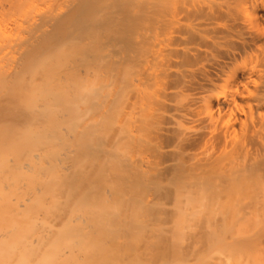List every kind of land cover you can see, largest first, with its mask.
Returning a JSON list of instances; mask_svg holds the SVG:
<instances>
[{
  "label": "bare ground",
  "instance_id": "bare-ground-1",
  "mask_svg": "<svg viewBox=\"0 0 264 264\" xmlns=\"http://www.w3.org/2000/svg\"><path fill=\"white\" fill-rule=\"evenodd\" d=\"M0 264H264V0H0Z\"/></svg>",
  "mask_w": 264,
  "mask_h": 264
},
{
  "label": "rangeland",
  "instance_id": "rangeland-1",
  "mask_svg": "<svg viewBox=\"0 0 264 264\" xmlns=\"http://www.w3.org/2000/svg\"><path fill=\"white\" fill-rule=\"evenodd\" d=\"M92 113H94V114H92ZM92 113H90V114H88V115H86V117L87 118H85L84 120H83V122L80 124H78L77 123V126L75 125V127H74V130H75V132H77V133H79V134H81V133H83L84 131H85V127L87 126V124L88 123H91V125H92V121H94V120H92L91 121V117H92V119H95L96 117H97V115H98V113L95 111V112H92ZM86 119H88V121L90 120V122H87L86 121ZM87 122V123H86ZM80 126H82V127H80ZM90 126V125H89ZM95 133V132H94ZM84 136V135H83ZM100 136V135H99ZM98 135H96V133H95V135H94V137H99ZM88 137H89V139H88ZM90 137H92V136H85V138H86V140H88V141H90V142H88V141H85V142H87L88 144H84L85 146H82L81 147V150L78 148V147H75V148H73V150L74 149H76L75 150V153H74V156H72L71 155V161H72V163L74 162V160H77L76 161V164L77 163H80L81 164V162H82V164H81V166H83V168H85V169H83L86 173H91V171H92V173L94 174L95 173V175L97 174V173H99L100 172V170H99V167H98V169H96L97 168V165H96V163L98 162V160H99V158L101 159L102 157V155L100 154V153H102V151H103V156H105L107 159H109V160H111V157L113 156V155H115V154H117V146L114 144V146L111 144L112 142H110L109 141V143L107 144V143H105L107 140L105 139V138H103V139H105V140H101V139H98L97 141H96V139L95 140H93L94 138L92 137V140H93V142H91V138ZM84 138V137H83ZM82 138V139H83ZM100 138H102V137H100ZM71 140L72 141H75V139H74V137H71ZM100 140V141H99ZM109 140V139H108ZM95 141V142H94ZM102 141H104L102 144H104V145H102L100 142H102ZM76 142V141H75ZM99 142V143H98ZM74 143V142H73ZM93 143V144H92ZM94 143H98V146L95 144L94 145ZM114 143V142H113ZM89 144H90V147H89ZM91 144H92V146H91ZM60 145V144H59ZM62 145V144H61ZM74 145H76V144H74ZM94 145V146H93ZM111 145H112V148H111ZM83 147H85V151L83 150L84 148ZM86 147H89V148H87V150H86ZM94 147V148H93ZM108 147V148H107ZM61 148V150H62V146L60 147ZM70 148V146H68V147H66V149H69ZM83 148V149H82ZM79 149V150H78ZM98 151V153H96L95 151ZM113 150V151H112ZM84 151V152H83ZM105 151V152H104ZM108 151V152H107ZM114 151H115V153H114ZM80 152V153H79ZM83 152V153H82ZM107 152V153H106ZM84 153L85 154H87V153H89V156L87 155H84ZM108 153H109V155H108ZM100 154V157L98 156ZM84 157H83V156ZM95 156V157H94ZM110 158H109V157ZM115 156H117V155H115ZM114 156V157H115ZM76 157V158H75ZM94 157L95 159L94 160H96V159H98L96 162L94 161V163H95V165L94 164H91V162L90 161H93V159L92 158ZM105 157H103L102 158V160H99V165L101 164V163H105L106 164V161L108 162V164L111 162H113V161H116V160H112V161H110L109 162V160H104V158ZM105 158V159H106ZM72 159H74V160H72ZM115 159V158H114ZM117 159V158H116ZM104 160V161H103ZM102 161V162H101ZM108 164H106V168H108L109 167V165ZM87 166V167H86ZM108 166V167H107ZM89 167V168H88ZM91 169V170H90ZM94 171V172H93ZM99 171V172H98ZM73 173H71V175H72ZM101 175V174H100ZM73 176V178L76 176L75 174L74 175H72ZM96 176H99V175H96ZM95 176V177H96ZM77 177V176H76ZM75 177V178H76ZM106 177H109L108 175H106ZM98 178V180H96V184L94 185L95 187L96 186H98V185H103V184H106V183H104V182H101L100 181V177H97ZM105 179H107V178H105ZM106 181V180H105ZM100 183V184H98V183ZM69 189V187H64V192L61 194V197H62V201L64 200L65 201V199H64V197H66L65 195H66V193H68V190ZM107 189V188H106ZM62 190V191H63ZM91 192H93V190H91Z\"/></svg>",
  "mask_w": 264,
  "mask_h": 264
}]
</instances>
